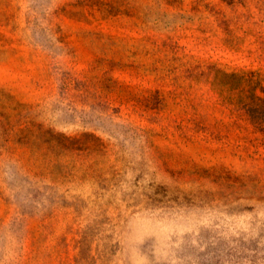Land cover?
Returning a JSON list of instances; mask_svg holds the SVG:
<instances>
[{"label":"rangeland","instance_id":"obj_1","mask_svg":"<svg viewBox=\"0 0 264 264\" xmlns=\"http://www.w3.org/2000/svg\"><path fill=\"white\" fill-rule=\"evenodd\" d=\"M0 264H264V0H0Z\"/></svg>","mask_w":264,"mask_h":264}]
</instances>
